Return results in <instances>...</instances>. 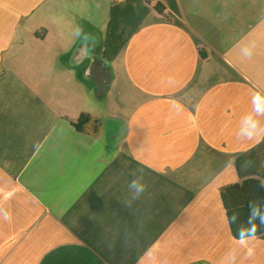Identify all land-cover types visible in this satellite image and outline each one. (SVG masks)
<instances>
[{
	"label": "crops",
	"instance_id": "crops-1",
	"mask_svg": "<svg viewBox=\"0 0 264 264\" xmlns=\"http://www.w3.org/2000/svg\"><path fill=\"white\" fill-rule=\"evenodd\" d=\"M155 1L0 0V264H264L220 199L264 186V0Z\"/></svg>",
	"mask_w": 264,
	"mask_h": 264
},
{
	"label": "trees",
	"instance_id": "trees-1",
	"mask_svg": "<svg viewBox=\"0 0 264 264\" xmlns=\"http://www.w3.org/2000/svg\"><path fill=\"white\" fill-rule=\"evenodd\" d=\"M146 2L152 4L159 14H165V8L161 3L155 0ZM88 123L95 129L98 121L89 114H81L77 127L84 131ZM220 199L230 234L235 240L264 235V222H261V216H264V186L259 179L247 178L222 187Z\"/></svg>",
	"mask_w": 264,
	"mask_h": 264
},
{
	"label": "clouds",
	"instance_id": "clouds-1",
	"mask_svg": "<svg viewBox=\"0 0 264 264\" xmlns=\"http://www.w3.org/2000/svg\"><path fill=\"white\" fill-rule=\"evenodd\" d=\"M245 56H252V49L245 47L243 49ZM253 109L252 112L255 115L249 113L243 117L242 123L244 127L241 129L242 140H253L261 136H264V129L261 128V122L258 117H264V95L260 92H256L252 96ZM128 188L132 193L131 198L126 201L130 206L131 203L140 198V196L146 191V185L143 183L142 176L131 180L128 184ZM6 221H10L11 216L3 218ZM261 222H264V216H261ZM243 239V237H241Z\"/></svg>",
	"mask_w": 264,
	"mask_h": 264
}]
</instances>
